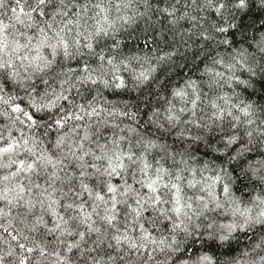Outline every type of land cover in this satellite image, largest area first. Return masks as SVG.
Here are the masks:
<instances>
[{
    "label": "snow or ice",
    "instance_id": "snow-or-ice-1",
    "mask_svg": "<svg viewBox=\"0 0 264 264\" xmlns=\"http://www.w3.org/2000/svg\"><path fill=\"white\" fill-rule=\"evenodd\" d=\"M0 264H264V0H0Z\"/></svg>",
    "mask_w": 264,
    "mask_h": 264
}]
</instances>
